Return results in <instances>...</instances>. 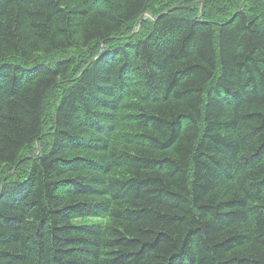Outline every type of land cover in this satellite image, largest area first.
Listing matches in <instances>:
<instances>
[{
	"label": "trees",
	"instance_id": "1",
	"mask_svg": "<svg viewBox=\"0 0 264 264\" xmlns=\"http://www.w3.org/2000/svg\"><path fill=\"white\" fill-rule=\"evenodd\" d=\"M0 264H264V0H0Z\"/></svg>",
	"mask_w": 264,
	"mask_h": 264
},
{
	"label": "rangeland",
	"instance_id": "2",
	"mask_svg": "<svg viewBox=\"0 0 264 264\" xmlns=\"http://www.w3.org/2000/svg\"><path fill=\"white\" fill-rule=\"evenodd\" d=\"M201 7V6H200ZM202 10V7L200 8ZM77 222H80L79 220Z\"/></svg>",
	"mask_w": 264,
	"mask_h": 264
},
{
	"label": "water",
	"instance_id": "3",
	"mask_svg": "<svg viewBox=\"0 0 264 264\" xmlns=\"http://www.w3.org/2000/svg\"><path fill=\"white\" fill-rule=\"evenodd\" d=\"M240 12V9H238V12L237 13H239Z\"/></svg>",
	"mask_w": 264,
	"mask_h": 264
}]
</instances>
